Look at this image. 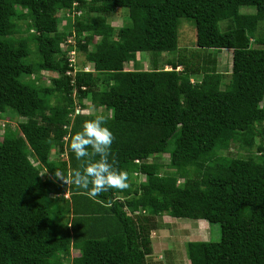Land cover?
Wrapping results in <instances>:
<instances>
[{"label":"trees","instance_id":"1","mask_svg":"<svg viewBox=\"0 0 264 264\" xmlns=\"http://www.w3.org/2000/svg\"><path fill=\"white\" fill-rule=\"evenodd\" d=\"M117 9L128 21L114 27ZM181 17L197 52L177 49ZM69 36L84 54L74 73ZM222 49L227 82L210 51ZM137 53L150 54L148 69ZM42 71L56 76L37 83ZM85 99L93 111L76 112ZM263 99L264 0H0V122L9 110L24 118L0 142V264H153L160 214L219 224V240L186 242L190 264H264ZM100 114L115 137L109 162L130 186L91 199L53 173L80 166L68 134Z\"/></svg>","mask_w":264,"mask_h":264},{"label":"rangeland","instance_id":"2","mask_svg":"<svg viewBox=\"0 0 264 264\" xmlns=\"http://www.w3.org/2000/svg\"><path fill=\"white\" fill-rule=\"evenodd\" d=\"M253 9L251 7L242 6L240 7V12H251ZM62 13L61 11L58 13ZM128 12L126 9H117L116 13L113 16L108 17L107 21L113 25L114 27H119L121 25H124L126 21H128L127 18ZM20 25L22 27V32H18V34L25 35V28H26V21L21 20ZM66 20L65 18H62L61 20V29L65 26ZM223 25V24H222ZM27 34V33H26ZM196 39L195 35V27L193 22L190 19H187L185 17H181L179 19V26H178V47L177 49L183 50L181 48H185L183 50V53L190 54L192 51H196L197 49L194 46ZM31 46V56L33 60L35 59V49L32 45ZM212 55H215L216 57V67L218 71L226 73V76L224 77L223 81H228V72L230 70V64H231V51L227 49L222 50H210ZM173 54L163 52L160 55H158L157 59L160 66H164L165 69H169L170 67L164 64L165 60L170 59ZM136 58L139 62V67L143 69H148L150 67V54L149 53H137ZM76 62H81L84 60V54L81 51H77L75 55ZM134 63L128 62L125 64V68H133L135 65ZM88 69H92L91 64H87ZM181 68V67H180ZM40 77L38 78L36 75H31L30 78L37 77V83H47L51 82V78L53 76H56V73L46 72L42 71L40 72ZM29 78V77H28ZM26 78V79H28ZM193 76L191 79H194ZM53 100V99H52ZM85 103H87L88 107L84 109H80L79 107L76 108V112L82 113V114H88L93 111V108L89 105V100L85 99ZM264 104V99L261 102V105ZM102 108L97 109V111H100ZM16 114L14 111L9 110V113L7 115H3V118H7L8 120H3V122H0V138L4 134L6 130L8 129L11 132H17L19 130V123L24 120L21 116L12 115ZM2 138L0 139L1 142ZM4 140H2L3 142ZM1 142V143H2ZM232 155H246L245 149L241 148L238 144H235L230 149ZM32 159V158H31ZM153 160H161V161H168V154H162L160 157H152ZM33 161V159H32ZM34 162V161H33ZM35 163V162H34ZM35 164H38L37 162ZM134 179L136 181H142L144 179V175L141 174H133ZM182 182V181H181ZM68 195V193H65ZM65 195V196H66ZM68 197V196H67ZM133 215H135L133 213ZM159 224L157 225L156 229L151 231V238L154 240L153 244V254L155 256L157 255V258L161 256L164 251V257L168 258H175L176 264H188V257L185 253V244L187 241L191 240H206L211 239L213 241H217L220 238V226L218 223H212L210 225L209 230L206 229H199L194 228L193 224H189L187 221L182 219H177L171 216H168L167 214H160L158 218ZM194 228V229H193ZM167 245V247H166ZM166 247V248H165ZM169 249L171 252H169V255L166 254L167 250ZM70 255L71 257L76 256L79 254L80 250L76 243L71 244L70 248ZM171 253L173 254L172 256ZM188 260H187V259ZM164 261V260H163ZM174 261V260H173ZM184 261V263H183ZM70 264V263H69Z\"/></svg>","mask_w":264,"mask_h":264},{"label":"clouds","instance_id":"3","mask_svg":"<svg viewBox=\"0 0 264 264\" xmlns=\"http://www.w3.org/2000/svg\"><path fill=\"white\" fill-rule=\"evenodd\" d=\"M106 123V117L100 114L84 121L79 131L70 132L69 150L82 163L66 173L60 169L53 173L54 179L61 181L68 188L75 186L91 199H97L109 189L123 191L130 186L128 173L114 167V161L109 162L111 145L115 137L105 126ZM47 171L48 169L40 175L46 174Z\"/></svg>","mask_w":264,"mask_h":264},{"label":"crops","instance_id":"4","mask_svg":"<svg viewBox=\"0 0 264 264\" xmlns=\"http://www.w3.org/2000/svg\"><path fill=\"white\" fill-rule=\"evenodd\" d=\"M169 216V215H168ZM175 218V217H174ZM177 219H181V218H177ZM182 220H185V221H187L189 224H193L194 225V228H199V229H201V227H202V229H208L209 230V225H208V223L205 221V220H203V219H199V220H194V219H189V218H187V219H182ZM193 228V229H194ZM151 240H152V247H153V244H154V240L151 238ZM207 240V239H206ZM166 247H167V245H166ZM165 247V248H166ZM165 250H167V252H166V254L167 255H169V252H171L169 249H165ZM153 252H154V250H153ZM163 254L161 255V256H159L158 258H157V255L155 256V254H153L152 253V255L149 257V261L151 262V263H153V264H176V263H174L175 262V258H170V260L168 259V258H166V257H164V251L162 252ZM186 253V252H185ZM173 254L171 253V255L170 256H172ZM187 259V258H186ZM164 260V261H163ZM174 260V261H173ZM188 260V259H187ZM183 263H184V261H183ZM185 264V263H184ZM188 264H190V261L188 260Z\"/></svg>","mask_w":264,"mask_h":264},{"label":"built area","instance_id":"5","mask_svg":"<svg viewBox=\"0 0 264 264\" xmlns=\"http://www.w3.org/2000/svg\"><path fill=\"white\" fill-rule=\"evenodd\" d=\"M76 14H79V12H78V11H71V12L66 11V12H65V16H66V17H67V16H71L72 19H74L73 17H74ZM67 42H68V43H72V44L74 45V48L68 51V53H69V55H70L69 61L71 62V64H73V65H72V67H73L72 73H74V72L78 69V67H77L76 64H75V63H76L75 55H76V53H77V51L75 50V43H76V42H75V39H74L73 36H69V37L67 38ZM61 45H62V44H61ZM83 69H84L85 71L89 70L88 67H87V65H85V66L83 67ZM68 73H71V72L69 71ZM76 111H77V110H76ZM135 161L137 162L138 160H135ZM65 195H66V194H65ZM67 196H68V195H66V197H67Z\"/></svg>","mask_w":264,"mask_h":264}]
</instances>
